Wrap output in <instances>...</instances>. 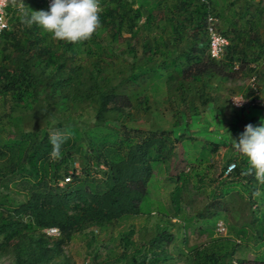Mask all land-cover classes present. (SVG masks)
<instances>
[{"label": "trees", "instance_id": "1", "mask_svg": "<svg viewBox=\"0 0 264 264\" xmlns=\"http://www.w3.org/2000/svg\"><path fill=\"white\" fill-rule=\"evenodd\" d=\"M7 1L11 25L0 35V100L8 104L7 112L19 109L21 116L12 117V127L6 130L4 138L0 135V188L6 191L0 192L3 264H75L63 252L72 236L91 227L102 231L125 216L142 214L139 204L146 199L153 164L171 156L177 162L168 176L175 182L169 202L174 213H178L181 195H187L192 187L185 168L202 161L212 162V155L220 145L217 138L221 135L207 130V125L214 122L221 126L223 112L228 108L232 134L239 135L236 123L247 116L243 107L259 109L249 105L233 107L230 96L220 91L222 82L232 84L242 74L248 78L253 75L264 85V42L253 15L245 18V28H237L232 22L221 33L217 22V31L227 38V44L223 54L213 59L208 56L204 27L207 13L218 17L213 11V0H100L101 26L89 40L79 43L51 37L43 42L37 33L45 31L35 24L24 25L22 28L28 30L24 34L18 28L23 24L24 12L49 9L43 0H23V10L16 14V0ZM260 12L259 9L257 14ZM246 14V10H239L237 17ZM126 53L132 55L131 60L120 58ZM161 88L162 101L178 122L176 125L174 121L173 126L177 128L189 121L190 127H196L197 120H202L203 126L197 132L202 139L184 131L176 134L162 129L152 120L145 130L120 123L122 131H119L106 123L132 116L127 110L131 107L133 112L150 113L147 95ZM235 88L244 98L251 99L249 86ZM86 105L94 108L93 122L79 126L71 118L78 108ZM55 112L63 122L50 128L68 136L59 158L51 155L52 133L38 128L32 136L24 137L18 128L19 121L32 119L38 113L49 114L51 121ZM5 115L3 112L0 119ZM180 141V150L175 154V142ZM182 141L199 144L198 154L189 159ZM234 157L227 156L222 171L235 161ZM70 161L80 165L78 174L74 168L68 172ZM90 163L105 168L99 170V175L90 174L86 169ZM248 168L247 159L241 155L237 166L234 162V168L226 175L240 172L243 183L248 184L257 180L254 173L247 174ZM67 174L70 181L59 185ZM197 181H201V176ZM222 183L229 182L222 180ZM12 188L23 196L22 201L17 202L9 195ZM250 188L255 187L250 184ZM183 199L190 201L184 196ZM209 205L197 215L205 217ZM47 227H56L58 236L46 235L43 230ZM131 233L132 230L122 232L120 239L124 236L128 243ZM170 236L161 228L150 242L158 247L169 241ZM157 257L155 254L150 264ZM244 262L248 261L239 259L231 264Z\"/></svg>", "mask_w": 264, "mask_h": 264}, {"label": "rangeland", "instance_id": "2", "mask_svg": "<svg viewBox=\"0 0 264 264\" xmlns=\"http://www.w3.org/2000/svg\"><path fill=\"white\" fill-rule=\"evenodd\" d=\"M213 1L212 7H214L213 11L218 14V31L220 33L232 26V22L236 23L237 28H245V18L253 15L255 25L258 26V31L264 42V0ZM259 9L261 12L257 14ZM21 10H23L22 6H18L16 14H20ZM239 10L247 11L245 17H237ZM8 23L10 28L11 22ZM24 25L23 23L18 28L26 34V27L22 28ZM100 34L102 37L105 36L104 31H101ZM37 35L43 39V42H48L50 37L52 38L51 34L47 32H39ZM119 46L123 49L124 44L121 43ZM135 52L137 55L140 53V42L138 41L135 44ZM123 56L127 60L132 59V55L129 53L121 55L120 58ZM120 64L122 65V62ZM214 84L212 82V85ZM221 84L220 91L223 94L228 97L236 95L241 93L239 89L235 88L236 86L240 85L242 88L249 86L248 76L242 74L240 79L232 84L229 82H222ZM256 84L259 90L258 95L264 103V85L260 81H256ZM231 88H234L232 92H230ZM162 91L161 88L157 89L155 94L148 93L147 102L150 113H145L144 110L133 112V107H131L127 110L131 112L132 116L122 117L119 122L106 121V123L119 129V131H122V127H119L120 123L126 127L145 130L150 127L149 123L152 120L162 129H170L176 134L184 131L185 134L196 135V138L202 139L200 135H197L201 129L199 127L203 126L202 120H197L195 125L198 126L196 127H190L189 121L177 128L173 126L175 123L177 125L178 122L167 106L164 105ZM132 104L135 102L133 101ZM7 107L8 104H3L0 100V115L3 112L4 114L7 113L0 119V135L3 138L6 135V130L12 127L11 118L15 119L21 116L19 109L9 113ZM93 113L94 108L86 105L78 108L71 119L76 121L79 126L91 124ZM54 115L50 121L49 114L45 116L42 113L35 114L32 119L19 121L18 128L23 131L24 137L32 136L34 129L38 128L46 129L49 134L57 133V129H51L50 125L63 122V119L58 117L56 112ZM223 115L224 120L220 124L221 126L217 127L214 122L207 125V130L221 135L217 138L220 140V145L212 155L213 161H202L185 168V172L191 176H189V183L192 187L187 195L185 193L181 195V210L178 213H174L169 202V193L175 182L173 179H168V176L171 174L173 165L177 162L171 156L167 161L153 164L152 176L147 183L146 199L139 204L142 214L125 216L102 231L91 227L75 233L70 242L63 248V252L68 254L75 264H139V262L140 264H150L149 261L155 254H158V257L155 258L157 260L153 264H211L213 261H216V264H231V261L235 263L239 259L248 261L242 264L264 262V185L260 186V191L258 189L260 195L254 196L253 193L257 191L258 180L252 179L248 184H244L240 172L238 174L232 172L229 175L223 173L227 156L234 155V162L237 166L242 155L237 149V154L232 151L233 139L238 140L239 135L232 134L233 126L232 123H229L231 114L228 108L223 112ZM146 117L147 119H145ZM236 125L239 126L237 130H244L247 124L239 121ZM237 132L240 134L243 131ZM129 134L133 135L134 133L129 130ZM180 143L181 141L177 144L175 142V154H178L180 150ZM182 148L188 152L189 159L193 158V154L196 156L200 150L199 144L195 142L182 141ZM71 168H74L77 174L80 172V165L76 161L69 162L68 172H71ZM104 168L102 165L96 167L92 163L86 167L90 174L95 175L101 174L99 170H104ZM200 176L201 181H197ZM222 180L229 182L228 184H233V186L223 184ZM63 183L58 182L59 185ZM250 184L254 185L255 188L251 189ZM231 188H233L232 191H229ZM226 191L228 193H225ZM0 192L6 191L1 189ZM9 195L14 196L17 202L23 200V196L13 188L9 191ZM183 196L190 201L185 202ZM210 203L211 205H209ZM205 205H209L205 209L206 216L200 217L197 212ZM161 228H165L172 236L165 244L158 247L153 246L150 240L155 232H159ZM129 230H132V233L127 237L129 242L126 243L124 236L121 240L120 235ZM253 260L255 263L252 262ZM0 264L3 263L0 262Z\"/></svg>", "mask_w": 264, "mask_h": 264}, {"label": "clouds", "instance_id": "3", "mask_svg": "<svg viewBox=\"0 0 264 264\" xmlns=\"http://www.w3.org/2000/svg\"><path fill=\"white\" fill-rule=\"evenodd\" d=\"M101 11L100 0H52L48 11L24 12L22 22L29 27L34 24L40 26L55 40L79 43L89 40L101 26ZM67 139L64 133L50 135L54 158L60 157L61 147ZM233 140L234 147L248 161L247 174L254 173L256 179L264 184V122L258 126L245 125L239 139ZM253 195L259 196L260 193L257 191Z\"/></svg>", "mask_w": 264, "mask_h": 264}, {"label": "built area", "instance_id": "4", "mask_svg": "<svg viewBox=\"0 0 264 264\" xmlns=\"http://www.w3.org/2000/svg\"><path fill=\"white\" fill-rule=\"evenodd\" d=\"M43 3L46 8L50 9V4L52 0H43ZM8 5L7 0H0V35L1 33L8 28V14L6 12V7ZM217 17L211 13H207L204 20V27L208 38L207 43V52L208 56L213 59H218L224 51V47L227 44V39L217 31ZM248 84L252 90L251 99L244 98L241 94L232 95L229 98L230 104L233 107L241 106H257L264 114V103L261 97L258 95V89L256 84V79L252 75L248 78ZM234 168V162H230L226 165L223 173L226 175ZM70 176L67 174L62 181H69ZM43 232L51 237L58 236V230L56 227H47Z\"/></svg>", "mask_w": 264, "mask_h": 264}, {"label": "crops", "instance_id": "5", "mask_svg": "<svg viewBox=\"0 0 264 264\" xmlns=\"http://www.w3.org/2000/svg\"><path fill=\"white\" fill-rule=\"evenodd\" d=\"M16 2L17 3L14 6H16V8H17L18 6H22L21 4H22L23 0H16ZM243 112H245L247 114V116L244 118V120H240L241 123H243V122L246 124L251 123L254 126H258L260 123L264 122V120L262 119L264 114L260 109L243 107ZM238 128H239V126L237 127V129ZM237 131H244V130H237ZM232 151H233V153H237L236 148L234 147V143L232 144ZM261 185H264V184H262L258 181V183L256 184L257 191H258V189L260 191ZM257 191H255V192H257Z\"/></svg>", "mask_w": 264, "mask_h": 264}]
</instances>
